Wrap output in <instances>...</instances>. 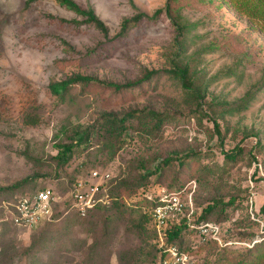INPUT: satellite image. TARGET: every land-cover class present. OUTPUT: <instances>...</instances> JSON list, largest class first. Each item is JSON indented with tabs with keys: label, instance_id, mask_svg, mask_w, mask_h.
I'll list each match as a JSON object with an SVG mask.
<instances>
[{
	"label": "rangeland",
	"instance_id": "obj_1",
	"mask_svg": "<svg viewBox=\"0 0 264 264\" xmlns=\"http://www.w3.org/2000/svg\"><path fill=\"white\" fill-rule=\"evenodd\" d=\"M28 1L0 0V189L31 178L19 190L0 193V264H125L121 257L127 253L132 264H155L146 253H154L156 239L143 237L135 228L138 216L129 212L116 223L110 244L93 250L95 240L84 229V219H73L72 208L61 212L67 205V189L79 175L94 169L109 172L115 183L144 174L142 163L154 169L167 156L189 152L202 155L198 175L193 177L198 212L220 199L227 217L221 220L223 245L216 241L201 246L214 239L200 234L186 241L187 247L198 248L190 264H264L261 20L251 19L232 0H193L191 4L185 0L181 14L193 24L189 34L193 40L182 54L178 32L166 12L116 38L124 19L139 12L151 16L165 8L167 0H76L96 10L110 29L108 37L92 25L61 20L82 17L55 0ZM90 51H95L93 60H81ZM248 52L256 53L250 62L244 58ZM182 59L207 85L201 107L185 96L179 79L167 72ZM61 60L71 62L58 64ZM148 71H159V76L123 94H114L104 85L86 90L77 85L61 102L49 88L52 81L77 74L124 84L143 78ZM249 97L247 106L240 107ZM135 109L168 113L175 121L166 123L154 137L139 129L140 119L129 120L132 127L124 144L112 156L100 128L103 114ZM27 115L37 116L39 123L27 124ZM76 123L91 127L90 143L67 165H59L55 156L64 138L62 127ZM237 147L241 156L223 170L225 153ZM176 170L152 175L127 203L162 194ZM46 186L55 190L60 213V220L49 225L47 232V226L23 230L6 219L8 202ZM256 255L263 257L253 260Z\"/></svg>",
	"mask_w": 264,
	"mask_h": 264
},
{
	"label": "trees",
	"instance_id": "obj_2",
	"mask_svg": "<svg viewBox=\"0 0 264 264\" xmlns=\"http://www.w3.org/2000/svg\"><path fill=\"white\" fill-rule=\"evenodd\" d=\"M35 1L29 0L28 3ZM61 6L73 11L77 15L81 16V20L68 21L66 19H61L64 22H69L77 25L88 24L96 27L101 31L106 37L110 34V29L107 24L99 17L96 10L92 6H83L76 0H55ZM185 0H167L165 8L157 10L153 15L149 16L143 12H139L132 18H126L123 20L121 25L120 32L116 35L118 37L126 36L130 30L137 26L143 20H157L161 13L166 12L169 19L171 20L173 26L176 28L179 39V51L182 54L187 52V42L192 41L189 34L192 29L193 24L185 21V17L181 14V9ZM193 0H188L187 4H191ZM212 2V0H207ZM221 1H218L220 3ZM233 4L237 9L245 12L251 19L256 21L261 20V27L264 30V0H232ZM63 44L66 45L70 50L74 51L73 47L66 41H63ZM210 49V48H207ZM206 50V49H205ZM256 53L248 52L245 54L244 58L247 62H250L254 59ZM95 51H90L88 54L81 57V60L90 62L93 60ZM71 61L61 60L58 61V64H65ZM73 62V61H72ZM168 73L174 74V76L179 79L181 86L184 90L185 96L189 100L193 101L198 107H201L202 99L205 98V85L204 81L200 77H196L191 73L190 66L186 64L184 59L180 60V63L175 64L174 68L167 71ZM159 76V71H148L143 78L127 82L124 84L117 83H105L98 81L97 78L90 75L77 74L63 80L52 81L49 85L51 93L58 98L61 102L67 100L70 95L71 89L77 85L81 86L83 90L92 89L97 85H104L113 90L114 94H123L124 92L131 90L136 87L143 86L145 83L149 82L153 78ZM250 97L243 102L240 106L242 108L246 107L249 102ZM140 119L141 128L143 132L151 134L156 137L160 134L161 130L166 123L175 121V117L168 113H162L155 110L149 109H135L124 114L109 112L103 114L102 121L100 123V128L104 131L105 144L107 148L111 151V155L115 156L121 146H123V138L128 134L129 129L132 127L131 124H128L129 120ZM25 122L30 125H36L39 123V118L35 115H27L25 117ZM218 127V126H217ZM64 138L57 144V155L55 159L59 165H67L71 159L79 153L82 149L86 148L91 140L92 131L91 127H86L81 123L73 124L72 126H63L62 130ZM238 150L228 151L225 153L224 164L221 168L224 170V167L227 163H233L237 158L242 154V150L237 147ZM202 155L200 153L189 152L182 155H170L166 158L160 160L154 167L148 166L146 163H142V167L145 169L144 174H139L138 176L131 178L130 176L126 179H120L115 183H112L111 178L104 184L106 191L101 192L100 196H105L106 201L97 204L93 209H91L87 216L82 217L76 209L71 207L73 203V197L71 192L74 190V185L76 179L69 185L67 189L68 197L66 200V206L61 212H68L69 208L73 209L74 214L73 219L77 217L83 218L84 221L81 222L86 231L92 234V238L95 240L92 249H100L103 246L110 244L111 236L116 227V223L124 218V215L129 212L137 215L138 219L135 223V228L143 235L149 236L152 235L156 239V249L153 251L147 252V256L151 257V261H158L161 255H164V252L159 249V236L152 223V214L153 209L159 203V196L149 200L146 197L138 199L134 204L127 203V199L131 198L136 190L140 187H144L150 180V177L154 174H162L170 168H176L175 175L170 183H168V193H183L185 192L190 185V181L194 176H197L199 171V163L201 162ZM226 163V164H225ZM207 172H212L213 170H206ZM31 178H27L23 181L17 182L14 185L1 188L0 193L3 192H13L23 188ZM196 181V180H195ZM46 187H40L34 191L27 193H36L40 190H43ZM23 193V194H27ZM15 200V199H14ZM235 203L234 201H231ZM57 203L54 205V220L46 222L34 229H39L47 226L44 233L47 232L50 228L48 227L52 223L60 220V213L57 211ZM224 201L220 199H213L206 206H204L200 213L198 212V207L196 205V200L193 198V211L191 212L190 208L185 209L182 213H176L169 218L168 226L165 230V241L166 245H177L180 249L188 251L191 255L192 252H196L198 248L187 247L186 241L193 236L194 234L199 235L198 228L191 227V225L200 226L206 222H214L217 224H222L221 220L226 219V215L223 208ZM146 206V207H145ZM225 206V205H224ZM143 207H145L143 209ZM141 208L143 210H141ZM264 210V205L262 206ZM219 212L216 219L212 220V215L216 212ZM191 212V213H190ZM63 213V214H64ZM62 214V213H61ZM190 214V217H189ZM13 224V223H12ZM118 224V223H117ZM14 225V224H13ZM15 226V225H14ZM16 228H19L15 226ZM21 229V228H19ZM25 230V229H23ZM33 230V229H31ZM217 243L215 240H209L203 243L201 246ZM200 246V247H201ZM252 254V249H250ZM156 254V259L155 255ZM262 255H256L253 257V260H258L262 258ZM125 264H132V258L130 253L126 254L125 257H121ZM249 260H252L251 258ZM155 263V264H156ZM245 264H249L245 263Z\"/></svg>",
	"mask_w": 264,
	"mask_h": 264
},
{
	"label": "built area",
	"instance_id": "obj_3",
	"mask_svg": "<svg viewBox=\"0 0 264 264\" xmlns=\"http://www.w3.org/2000/svg\"><path fill=\"white\" fill-rule=\"evenodd\" d=\"M111 178L109 172L94 169L86 175H79L76 179L74 190L71 192L73 203L71 207L76 209L82 217L97 204L106 201L105 196L99 194L106 190L105 183ZM196 181H191L189 190L183 193H168L166 190L160 194L159 203L153 209L152 223L161 240L159 249L164 252L156 264H190L191 255L188 251L180 249L177 245H166L164 238L169 218L182 213L190 208L193 211V193ZM57 202L55 190L47 187L36 193H27L18 196L8 202L6 207V219L21 229H34L39 225L54 220V205ZM190 212V213H191ZM190 217V214H189ZM198 228L199 234L204 238H211L223 245L222 225L214 222H206ZM231 243V242H230Z\"/></svg>",
	"mask_w": 264,
	"mask_h": 264
}]
</instances>
